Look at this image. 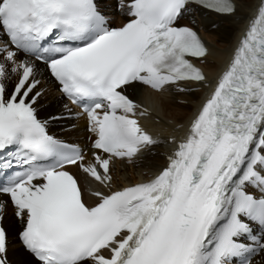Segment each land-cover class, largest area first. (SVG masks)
I'll use <instances>...</instances> for the list:
<instances>
[{"label": "snow or ice", "instance_id": "obj_1", "mask_svg": "<svg viewBox=\"0 0 264 264\" xmlns=\"http://www.w3.org/2000/svg\"><path fill=\"white\" fill-rule=\"evenodd\" d=\"M248 6L0 0V264H13L9 206L16 264H264V0L214 79L199 66L216 60L195 28L198 13L235 17ZM113 7L125 18L117 27ZM49 81L78 111L65 103L39 117ZM204 89L200 102L174 101L197 104L186 123L160 115L166 93ZM73 118L86 121L87 151L49 131ZM165 144L164 167L114 187L117 162L138 166ZM72 168L107 191L86 202Z\"/></svg>", "mask_w": 264, "mask_h": 264}, {"label": "bare ground", "instance_id": "obj_2", "mask_svg": "<svg viewBox=\"0 0 264 264\" xmlns=\"http://www.w3.org/2000/svg\"><path fill=\"white\" fill-rule=\"evenodd\" d=\"M106 0H102V4ZM249 6L241 10L235 17H226V16H217L211 13L202 12L198 13L196 16L197 29L200 31L203 39L207 43L210 51L212 52V59L216 60V63L203 64L205 72L209 75L210 79H214L215 76L223 69L225 63L229 59V56L236 46L237 42L240 39L241 33L244 30L247 19L252 16L253 11L255 10L256 0H247ZM111 16L115 19H121L122 16L119 13L112 12ZM212 27H215V30H212ZM47 92L44 97L41 99L39 104V117L47 118L50 114L56 113L60 108V101L58 99L55 85L49 81L44 85ZM209 89H204L195 93L190 94H165L161 99L164 104L165 111L160 115L165 119L174 118L178 114L186 123L187 120L193 115L197 104H191L187 107L179 106L174 101L179 99H186L191 101L200 102L203 100L205 93ZM52 92L55 97H52ZM146 93L141 89H137L132 93V96L136 100H144ZM155 118V114H154ZM144 124L150 131L157 132L160 130V125L156 124L154 120L144 121ZM84 121H79L77 127L74 130L58 133L59 138H63L72 143L77 142L81 144L83 139H85L86 134L84 132ZM52 133L56 134V130H52ZM74 137H77V141L73 140ZM172 145H161L159 148L155 149V154H146L141 158V162L138 166H126L125 164L116 163L114 180L115 186L130 185L136 183L137 181L147 180L149 175L158 171L165 166V153L172 150ZM134 176L130 178L129 175ZM119 178V180H117ZM86 200H92L89 196L85 195ZM93 201L92 203H94ZM6 228H9V258L13 261V264H16L18 260L21 259V248L16 244L15 230L12 226H15L10 213H7V216L4 221Z\"/></svg>", "mask_w": 264, "mask_h": 264}, {"label": "rangeland", "instance_id": "obj_3", "mask_svg": "<svg viewBox=\"0 0 264 264\" xmlns=\"http://www.w3.org/2000/svg\"><path fill=\"white\" fill-rule=\"evenodd\" d=\"M212 30L214 31V30H215V27H212ZM197 92H198V91H197ZM52 95H53L52 97H55V95H54L53 92H52ZM152 155H153V154H152ZM114 170H115V168H114ZM129 177H130V178H134V176H131V174L129 175Z\"/></svg>", "mask_w": 264, "mask_h": 264}]
</instances>
